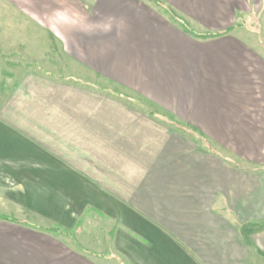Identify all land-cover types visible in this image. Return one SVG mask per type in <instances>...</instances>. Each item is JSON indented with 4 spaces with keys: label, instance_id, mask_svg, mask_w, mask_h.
Segmentation results:
<instances>
[{
    "label": "crops",
    "instance_id": "obj_1",
    "mask_svg": "<svg viewBox=\"0 0 264 264\" xmlns=\"http://www.w3.org/2000/svg\"><path fill=\"white\" fill-rule=\"evenodd\" d=\"M0 207V264H264V0H0Z\"/></svg>",
    "mask_w": 264,
    "mask_h": 264
},
{
    "label": "rangeland",
    "instance_id": "obj_2",
    "mask_svg": "<svg viewBox=\"0 0 264 264\" xmlns=\"http://www.w3.org/2000/svg\"><path fill=\"white\" fill-rule=\"evenodd\" d=\"M255 24H252V26L253 27H255V28H257V29H259V26L257 25V24H259V20H258V23H257V19H255ZM4 208H1L0 207V214H1V210H3ZM5 211H7V208L5 209ZM5 211H3V213L4 214H6V212ZM12 214V215H11ZM9 216H12L13 218H15L16 217V215L14 214V213H9Z\"/></svg>",
    "mask_w": 264,
    "mask_h": 264
}]
</instances>
